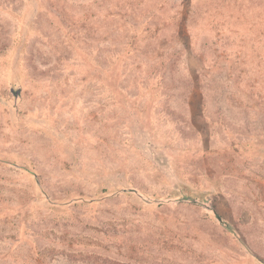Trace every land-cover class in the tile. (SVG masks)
I'll list each match as a JSON object with an SVG mask.
<instances>
[{"label": "rangeland", "instance_id": "rangeland-1", "mask_svg": "<svg viewBox=\"0 0 264 264\" xmlns=\"http://www.w3.org/2000/svg\"><path fill=\"white\" fill-rule=\"evenodd\" d=\"M0 264H264V0H0Z\"/></svg>", "mask_w": 264, "mask_h": 264}]
</instances>
